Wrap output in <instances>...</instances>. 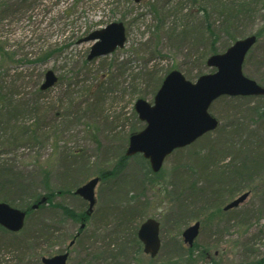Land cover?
I'll list each match as a JSON object with an SVG mask.
<instances>
[{"label": "rangeland", "instance_id": "obj_1", "mask_svg": "<svg viewBox=\"0 0 264 264\" xmlns=\"http://www.w3.org/2000/svg\"><path fill=\"white\" fill-rule=\"evenodd\" d=\"M199 6L190 0H0V50L13 56L12 62H2L0 52V64L10 71L11 83L19 71L27 75L5 90L14 100L27 102L21 104L23 116L39 120L52 136L35 148L27 143L18 149L1 147L7 149L0 148V153L8 154L0 158L51 165L50 186L56 191L65 185L72 189L60 192L53 203L79 213L88 205L75 189L93 177L102 178L85 230L80 229V219L54 214L46 204L26 219L21 232L0 229V264H42V256L64 253L73 240L68 264H79L93 248L126 253L118 257L119 264H159L177 253L176 241L187 248L182 232L199 218L195 264H264V200L257 191V184H264V117L259 115L264 97L215 100L209 112L219 127L175 150L159 172L145 175L137 155H125L132 131L146 125L135 103L143 98L154 104L159 79L179 70L196 82L214 71L207 65L213 48L224 53L262 26L258 15L225 24L213 20L211 37ZM162 7L171 8V13ZM112 22L126 27L124 47L89 60L94 41L84 38ZM48 70L59 80L39 92ZM243 73L264 86V36L246 55ZM123 155L127 160L115 171ZM22 179L19 184L15 178L12 183L0 178V202L24 209L34 190L48 193L43 178ZM29 183L33 187L23 190ZM248 190L252 193L243 204L224 210ZM148 218L161 224L162 248L155 261L145 253L135 255L129 241ZM37 234L41 239L32 241Z\"/></svg>", "mask_w": 264, "mask_h": 264}, {"label": "water", "instance_id": "obj_2", "mask_svg": "<svg viewBox=\"0 0 264 264\" xmlns=\"http://www.w3.org/2000/svg\"><path fill=\"white\" fill-rule=\"evenodd\" d=\"M137 2L141 0H136ZM95 41L88 59L92 60L124 47L127 36L122 22H112L106 27L95 30L84 38ZM257 42L256 35L237 40L225 53L214 54L207 59V65L216 69L214 73L202 75L196 82H191L179 71L173 70L163 80L155 95L154 104L143 98L135 103V110L146 127L130 137L127 155L142 153L149 159L154 172H159L168 155L175 149L192 144L198 138L218 128L219 121L209 112L212 103L221 96H264V86L248 78L243 73L246 55ZM58 77L53 70L45 74L41 90L54 86ZM100 177H94L80 186L75 193L89 203L88 215L96 205L95 189ZM249 196L242 194L226 206V209L238 206ZM44 197L40 203L46 201ZM39 203L34 205V209ZM27 211L0 202V225L18 232L25 226ZM82 229L85 227L83 224ZM161 225L154 218L144 221L138 237L144 245V252L156 257L161 249ZM200 232V222H196L183 232L185 243L193 245ZM74 244V240L70 245ZM70 253L43 256V264H67Z\"/></svg>", "mask_w": 264, "mask_h": 264}, {"label": "trees", "instance_id": "obj_3", "mask_svg": "<svg viewBox=\"0 0 264 264\" xmlns=\"http://www.w3.org/2000/svg\"><path fill=\"white\" fill-rule=\"evenodd\" d=\"M193 1L195 6L199 3L200 6L197 9L199 13H201V18L204 19V21L208 24V31L211 32V37L214 35L211 30L212 21L215 20H222L224 24L228 21L233 20H244L246 18H251L254 16H260V20L262 22V26H260L256 32L254 33L257 38H262L264 36V0H208L209 3L206 2V0H190ZM155 14L159 16L158 14V8L154 7ZM162 9L167 13H171V8L167 9L166 7H162ZM216 16V18H211ZM156 16V17H157ZM226 18V19H225ZM227 20V21H226ZM155 27L159 28L158 25H155ZM213 45V43H212ZM214 47V46H213ZM1 52V61L4 62L6 60L7 62H12L13 56L11 53L5 52L4 49L0 50ZM217 50L213 48L211 50V54H216ZM3 58V59H2ZM0 148L9 146L10 149H18L20 148L22 143H27L29 147L35 148L38 145L44 144V141L46 139L50 140L52 136H50L49 132L45 131L42 125L39 124V120L36 119L34 121H28L24 116L23 112L25 108L21 106V104L27 103L22 102L21 99L14 100V96L8 91L5 90V87L14 85L18 80H24L27 75H24V70L19 71L20 75L15 76L13 83L10 82V71L4 68V64H0ZM12 78V77H11ZM164 78L159 79L157 82L158 89L160 88ZM161 82V83H160ZM158 89H156L158 91ZM39 92H42V90L39 87ZM29 106L30 104H26ZM35 106V105H34ZM42 106L41 104L39 107ZM39 108L37 105L35 106ZM259 115L264 117V112H259ZM135 133L132 131V134ZM131 134V135H132ZM56 147L58 148V142L56 141ZM1 149H7V148H1ZM8 149V150H10ZM7 151V150H5ZM5 151L1 152L0 155L8 154ZM72 155L76 154L73 152ZM126 155V154H125ZM123 155L121 160L118 161L115 171H117L120 167L123 166V162L127 160V157ZM137 161L144 166L145 168V175H148L149 172H152L150 163L147 159H145L141 154H137ZM34 158V157H33ZM0 178H7L8 182L12 183V178L17 179L16 182H19V184L23 183L22 178H43V183L45 184V188L48 190L47 194H40L39 191L34 190L32 195L29 197L30 201L26 204L24 210L27 211V218L30 217L36 210L43 209L46 204L50 203V209L53 211L54 214L61 213L67 217V219L71 220H78L85 216L84 213H79L74 210H69L68 208L64 207L62 204H55L53 203V199L55 196L61 195L60 192L68 193L71 192L72 189H68L67 185H65V189H59V191H56L54 188L50 186L49 178L51 176V170L52 166L45 164L43 166L41 160L34 161L32 163L27 164V162L24 161V163L16 162V159H12L10 157L6 158H0ZM148 166V167H146ZM32 168V170H30ZM28 171V172H25ZM36 171V172H35ZM27 173V174H26ZM102 177H105V180H107L106 173L102 174ZM116 175V174H115ZM159 174H157L158 176ZM11 178V180L9 179ZM25 180V179H24ZM147 181L150 183H154L153 178H146ZM261 182L264 183V178L260 179ZM3 183V182H2ZM258 190L260 195L263 197L264 200V184H257ZM33 187L29 183L27 187H23L29 191V189ZM194 192H196V187L194 186ZM47 197V203H40V201ZM39 203V207L37 209H34V205ZM260 213V211H259ZM213 213L209 214V219L213 217ZM200 220V218H199ZM26 225V224H25ZM52 226H49L48 229L51 230ZM4 229L0 226V229ZM86 229V228H85ZM84 229V230H85ZM5 230V229H4ZM52 234V230L50 231ZM83 233V232H82ZM45 235V234H44ZM41 239V236L37 234L32 238V241H37ZM130 243L132 247L135 248L134 253L135 255H139L143 253V246L140 240L137 237V233L135 235L133 234V238L130 240ZM130 245V246H131ZM175 255H170L168 258L161 260V263L159 264H195L196 259L194 258V248L193 247H183L182 244H179L177 241L175 242ZM130 248V247H129ZM182 249H185L183 253L178 252ZM109 249L101 248V249H94L90 252L84 254V256L81 258L82 261L79 262V264H119L120 258L118 257H124L125 254H118L117 252H109ZM152 261L157 260V257L151 258ZM262 261H258L260 264Z\"/></svg>", "mask_w": 264, "mask_h": 264}, {"label": "flooded vegetation", "instance_id": "obj_4", "mask_svg": "<svg viewBox=\"0 0 264 264\" xmlns=\"http://www.w3.org/2000/svg\"><path fill=\"white\" fill-rule=\"evenodd\" d=\"M100 178H101V177H100ZM101 179H102V178H101ZM85 202H86V201H85ZM86 203H87V205H88V202H86ZM96 204H97V203H96ZM88 208H89V205H88L87 209L84 211V214H87V210H88ZM95 208H96V206H95ZM95 208H94V211H95ZM80 220H81L82 225H83V224L86 223L87 218H86V216H84V217H82ZM78 234H79V232L76 234L77 237H78ZM69 248H70V247H68L66 251H69ZM66 251H65V252H66ZM206 253H207V252H206Z\"/></svg>", "mask_w": 264, "mask_h": 264}]
</instances>
